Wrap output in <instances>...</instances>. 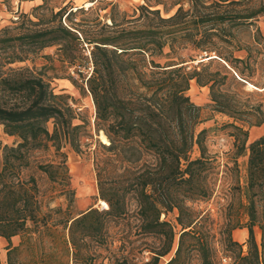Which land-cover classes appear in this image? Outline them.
<instances>
[{"label": "trees", "instance_id": "1", "mask_svg": "<svg viewBox=\"0 0 264 264\" xmlns=\"http://www.w3.org/2000/svg\"><path fill=\"white\" fill-rule=\"evenodd\" d=\"M248 2L192 0L187 9L180 5L167 17L155 6L140 5L134 19L143 22L129 28L117 22L113 8L108 16L112 29L103 33L102 26L89 37L79 22L64 24L71 21V7L37 20L22 9L15 12L16 19L21 16L19 24L0 33V51L7 55L4 65L52 46L62 64L74 65L81 59L82 45L92 44V70L85 84L94 105L93 129L102 132L108 144H102L103 156L95 158L97 198L105 207L91 205L65 218L58 216L60 207L42 210L37 180L24 174L32 165L31 152L53 147L60 154L64 144L77 149L79 131L89 122H73L74 109L65 101L66 94L53 91L46 64L0 73V126L17 137L12 145L0 142V237L6 241V264H97L99 257L98 264H188L190 252L201 264H213L215 251L202 231L208 210H196L192 204L214 196L225 200L227 208L237 202L247 215L244 224L229 219L219 228L224 250L233 252L232 264H264V217L257 211L258 202L264 204V136L248 141L243 127L264 123V111L228 88L242 87L251 78L250 54L218 55L191 69L186 62L194 56H175L179 48L208 50L216 43L213 37L230 43L232 27L253 23L264 14V1L255 8ZM42 3L36 0L32 8ZM14 28L17 31H10ZM256 31L262 35L258 27ZM253 39L259 41L258 36ZM161 55L169 60L161 64L153 59ZM43 57L51 60L49 54ZM215 59L221 62L212 70ZM191 80L208 86L212 110L232 119L223 125L233 129L223 160L208 151L210 129L195 130L199 107L187 95ZM194 147L198 155L192 157ZM245 155L241 183L238 159ZM35 167L51 181L67 185L65 159ZM72 193L61 192L67 195V206ZM169 213H175L174 223L167 219ZM255 225L261 231L260 244ZM236 228L247 229L245 253L232 237ZM17 235L20 241L14 245L11 238ZM185 238L191 242L185 244ZM24 251L28 258L21 257ZM144 252L147 260L142 259Z\"/></svg>", "mask_w": 264, "mask_h": 264}, {"label": "rangeland", "instance_id": "2", "mask_svg": "<svg viewBox=\"0 0 264 264\" xmlns=\"http://www.w3.org/2000/svg\"><path fill=\"white\" fill-rule=\"evenodd\" d=\"M19 1L18 0V4ZM43 3L37 8H31L29 13L32 15L30 18L32 20H37L36 18H47L50 16L51 11H56L60 7H65L73 10L71 15V21L65 20L64 24L73 25L74 22L80 23V28L84 30L87 36H94L95 32H98L102 26H105L103 33H107L112 28H110V20L108 16L114 8V17L121 26L125 28L134 27L141 24L143 21L135 20L134 16L139 12L138 6L146 5L159 8L160 14L163 17L171 15L178 6H182L183 9H187L190 6L192 0H95L90 7H86L90 0H40ZM264 0H249L248 6L251 8L257 7L260 2ZM16 0H0V33L3 28H13L18 25L21 16L18 19H14L15 10L19 11L15 5ZM82 8L75 11L77 8ZM17 8V9H16ZM23 10V8H22ZM62 23L64 17H62ZM253 23H247L243 26L232 27L231 28V38L230 43H222L217 37H213L216 42L214 47H209L208 50H194L190 47L179 48L177 55L179 60H187L188 56H194L196 59L188 61L187 69H191L192 66L200 59L207 58L211 54L216 56H222L226 58H241L245 57L247 53L250 54V60L252 61L251 78L244 83L242 87L232 85L228 87L232 91H239L242 100H246L249 104L254 106L258 105L262 111H264V14L258 16ZM261 31V36L257 34L256 28ZM14 32L17 29H11ZM8 34V32L6 33ZM258 36L259 41H255L253 38ZM92 44L86 43L82 45L80 51L81 59L77 60L74 65L62 64L58 60L56 47H47L40 51L38 55L30 57L24 61H16L13 63L5 64L4 61L7 60L6 52L0 51V73H6L9 71L8 68H18V67H28L32 68L35 66L40 68L42 65H47L45 69V74L50 80V86L53 88L55 93L66 94L67 97L65 101L68 102L74 109L76 115L73 120L74 123H81L84 120L88 121L89 124L85 125L79 132V143L78 148L75 149L69 144H64L59 153L54 151L53 147H49L48 150L40 149L31 152V163L30 168L24 170V174H32L38 184L39 188V199L42 201V210H47V208H61V213L58 216L63 218L67 216H74L80 211L85 210L89 206L102 207L104 208V202L98 200L97 191V181H96V171H95V158L103 156L105 152L102 144L103 142L99 139V134H97L93 129L94 121V105L89 94L85 79L90 74L92 70L91 54ZM165 52L168 51L167 48L164 49ZM203 52L207 53L204 57ZM51 55V60L46 59L43 55ZM78 55V54H77ZM214 57V58H215ZM156 62L161 64L166 63L169 58L165 55L153 56ZM221 61L215 59L212 66V70L216 69L217 64ZM3 64V65H2ZM50 66V67H49ZM250 70V71H251ZM81 72V73H80ZM247 72V71H246ZM68 76H72L76 84L73 83ZM254 83L257 85L255 86ZM187 95L189 96L191 102L199 107V120L200 122L195 126V130L198 131L201 128H209V132L206 138V146L210 153H216L219 155V159L223 160L225 157V151L230 147V143L233 137L230 135L233 129L231 127L223 126L227 122H231L232 119L225 115L217 113L211 108V100L209 96L208 86L192 85L187 90ZM236 124H241L236 122ZM88 125L90 127H88ZM248 130V141H252L260 136H264V123L259 126L252 125L247 127L243 126ZM47 128L49 131L52 130V122L47 123ZM87 132L91 134L92 137H88ZM17 141L16 136H9L3 132L2 126H0V142L2 144L12 145ZM198 155V150L194 147L191 156L195 157ZM65 159V164L67 167V180L66 186L64 183H58L57 181H51L47 174L36 169V163H50V162H60V160ZM246 160L247 156H242L238 159V166L240 170V181L244 182L246 173ZM71 190L73 193V201L71 205L67 206L68 199L67 195L61 194L63 190ZM70 192V191H69ZM70 195V194H69ZM193 208L196 210L206 211L208 210V218L202 220V231L208 235L211 245L214 248L215 254L212 259L213 264H232L233 262V252L225 251L223 245L221 244L222 235L220 234L219 228L227 220H238L240 223L244 224L247 221V215L244 210L237 207V202H235L231 208L226 207V202L222 198L214 196L212 199L206 202H195L192 204ZM257 211L259 215L264 217V204L258 202ZM203 212V213H204ZM175 213H169L167 219L172 223L174 220ZM163 217V216H161ZM241 232H245V235H240ZM254 236L256 242L260 244L261 231L257 225L254 226ZM232 237L242 244V252L245 253L247 250L246 238L247 230L246 228H236L232 231ZM178 236L176 237L177 240ZM150 240V239H149ZM20 241V236H13L11 238L12 244L16 245ZM191 242L189 238H185V244ZM6 241H2L0 244V258L5 264V250L4 246ZM176 243L174 245V248ZM174 248L171 254L174 252ZM102 255L106 252L98 250ZM170 254V255H171ZM148 252H144L142 259L147 260ZM169 255V256H170ZM169 256L164 257L161 261H165ZM22 258H28V251H24L21 254ZM101 261L99 257L96 261L98 264ZM106 262V260L104 261ZM79 264V263H78ZM188 264H201L198 255L195 252H190L188 256Z\"/></svg>", "mask_w": 264, "mask_h": 264}, {"label": "crops", "instance_id": "3", "mask_svg": "<svg viewBox=\"0 0 264 264\" xmlns=\"http://www.w3.org/2000/svg\"><path fill=\"white\" fill-rule=\"evenodd\" d=\"M35 1L36 0H24L22 2V4L20 5V9L23 8V11L29 12V10L35 5ZM193 84L196 85L195 81L194 80H191L190 86H192ZM240 235L244 236L245 235V232H241ZM2 241H5V240L2 237H0V244L2 243ZM1 263L3 264L2 260H1ZM5 264H6V262H5Z\"/></svg>", "mask_w": 264, "mask_h": 264}, {"label": "bare ground", "instance_id": "4", "mask_svg": "<svg viewBox=\"0 0 264 264\" xmlns=\"http://www.w3.org/2000/svg\"><path fill=\"white\" fill-rule=\"evenodd\" d=\"M92 4H93V2H88L86 7H90ZM214 57H215V54H211L207 58H203V59L214 58ZM99 139L101 142L108 144V139L106 138V136L102 132L99 133Z\"/></svg>", "mask_w": 264, "mask_h": 264}, {"label": "built area", "instance_id": "5", "mask_svg": "<svg viewBox=\"0 0 264 264\" xmlns=\"http://www.w3.org/2000/svg\"><path fill=\"white\" fill-rule=\"evenodd\" d=\"M15 5H16V7H17V5H18V0H16V2H15ZM17 9V8H16ZM15 12H16V10H15ZM14 19H16L17 17L15 16V17H13ZM85 45V47H86V44H84ZM203 55H204V57H206L207 56V53L206 52H203Z\"/></svg>", "mask_w": 264, "mask_h": 264}]
</instances>
